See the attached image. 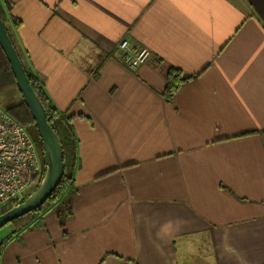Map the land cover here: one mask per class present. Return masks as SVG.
Instances as JSON below:
<instances>
[{
	"label": "crops",
	"instance_id": "0c3cea01",
	"mask_svg": "<svg viewBox=\"0 0 264 264\" xmlns=\"http://www.w3.org/2000/svg\"><path fill=\"white\" fill-rule=\"evenodd\" d=\"M10 1L24 62L73 116L79 165L70 216L42 213L0 264H216L206 1ZM123 39L152 51L137 69ZM170 65L195 76L167 102Z\"/></svg>",
	"mask_w": 264,
	"mask_h": 264
},
{
	"label": "trees",
	"instance_id": "16d2710c",
	"mask_svg": "<svg viewBox=\"0 0 264 264\" xmlns=\"http://www.w3.org/2000/svg\"><path fill=\"white\" fill-rule=\"evenodd\" d=\"M11 6L12 2L10 0H0V16L3 19L6 28L8 29L9 35L12 38L19 52V55L26 68L31 84L47 110L50 123L52 124L61 139L64 151L65 172L59 186L43 205L33 211L24 214L23 216L12 220L4 226L6 227L8 225H12L13 230L7 236V238L0 243V252L4 246V242H6L11 236L16 235L24 228L28 227V225H31L42 213L49 210L51 207H56V210L62 221H64L67 217L70 216V214L72 213V199L74 194L77 192L74 173L79 165L77 153L78 138L76 137L71 126V119L73 118V116L66 117L64 114H62V112L58 110V108L53 104L50 97L48 96L44 88V83L42 82V79H40L36 75L34 70L24 62L16 39L8 27L9 12L11 10ZM194 76V74H188L180 68L174 65H170L166 73V84L162 91L165 100L167 102H172L179 88L184 83L190 81ZM11 88L17 89L16 78L13 74L6 54L0 46V94L9 91V89ZM19 93L21 94L20 91ZM7 111L20 123L25 126H29V128H27L29 129L31 135L33 136L36 142L43 165H45L41 138L38 134L35 120L33 119L30 113L29 107L23 101V98L20 101L9 105L7 107ZM9 208L10 206L8 205L0 208V214L4 213Z\"/></svg>",
	"mask_w": 264,
	"mask_h": 264
},
{
	"label": "built area",
	"instance_id": "2783aa9c",
	"mask_svg": "<svg viewBox=\"0 0 264 264\" xmlns=\"http://www.w3.org/2000/svg\"><path fill=\"white\" fill-rule=\"evenodd\" d=\"M118 48L120 58L132 69L145 63L152 53L146 45L133 46L129 39H123ZM45 168L27 126L0 105V208L22 202L26 191L38 185Z\"/></svg>",
	"mask_w": 264,
	"mask_h": 264
},
{
	"label": "water",
	"instance_id": "95a60500",
	"mask_svg": "<svg viewBox=\"0 0 264 264\" xmlns=\"http://www.w3.org/2000/svg\"><path fill=\"white\" fill-rule=\"evenodd\" d=\"M0 46L4 50L16 78L17 89L29 107L41 138L46 165L42 179L22 202L0 214V229L12 220L43 205L57 189L65 172L64 151L61 139L50 123L47 110L33 88L19 52L0 16Z\"/></svg>",
	"mask_w": 264,
	"mask_h": 264
},
{
	"label": "rangeland",
	"instance_id": "374dc122",
	"mask_svg": "<svg viewBox=\"0 0 264 264\" xmlns=\"http://www.w3.org/2000/svg\"><path fill=\"white\" fill-rule=\"evenodd\" d=\"M122 41V40H121ZM120 41V42H121ZM119 42V43H120ZM119 45V44H118ZM133 46H135V45H133ZM141 46V45H140ZM137 47H139V46H137ZM117 49H118V52H119V48H118V46H117ZM119 56H120V54H119ZM123 61V60H122ZM124 62V61H123ZM125 63V62H124ZM22 99V97H21V94L19 93V91H18V89H16V88H11V89H9V91H7V92H3V93H1L0 94V105L2 106V107H4L5 109H7V107L9 106V105H11V104H13V103H15V102H18V101H20ZM28 128H29V126H27ZM34 184V183H33ZM37 186V185H36ZM36 186H33V187H31L30 189H28L27 191H26V195L28 196L32 191H34V189H35V187ZM26 196V197H27ZM10 225H8V227L6 226V227H3V228H1L0 229V233L1 232H6L7 230H10V228L11 227H9ZM29 226V225H28ZM2 230V231H1Z\"/></svg>",
	"mask_w": 264,
	"mask_h": 264
},
{
	"label": "flooded vegetation",
	"instance_id": "af4514ba",
	"mask_svg": "<svg viewBox=\"0 0 264 264\" xmlns=\"http://www.w3.org/2000/svg\"><path fill=\"white\" fill-rule=\"evenodd\" d=\"M27 196V195H26Z\"/></svg>",
	"mask_w": 264,
	"mask_h": 264
}]
</instances>
